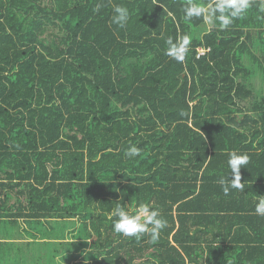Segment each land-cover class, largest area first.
<instances>
[{"label": "trees", "instance_id": "16d2710c", "mask_svg": "<svg viewBox=\"0 0 264 264\" xmlns=\"http://www.w3.org/2000/svg\"><path fill=\"white\" fill-rule=\"evenodd\" d=\"M188 3L0 0V224L50 245L70 221L65 264H264V0L225 29L186 21ZM184 34L181 63L165 40ZM232 151L250 160L225 195ZM117 203L167 226L116 234Z\"/></svg>", "mask_w": 264, "mask_h": 264}, {"label": "clouds", "instance_id": "9594fccd", "mask_svg": "<svg viewBox=\"0 0 264 264\" xmlns=\"http://www.w3.org/2000/svg\"><path fill=\"white\" fill-rule=\"evenodd\" d=\"M251 0H214L207 5L197 3L196 0H189L184 7V19L191 21L193 17L203 18L205 23L211 22L215 17L219 21L222 29L231 25L235 19L245 14L250 8ZM264 11V7L261 9ZM171 15V13H169ZM129 10L126 6L116 5L113 8L112 22L120 28H124L129 20ZM191 36L184 34L178 36L175 42L172 37L165 40V54L177 62H183L189 52ZM141 149L137 146H130L126 155L128 157L139 156ZM250 157L245 153L232 151L228 154L227 165L231 169L232 179L221 177L218 183L221 185L225 195L232 189L244 191V183L241 182V168L249 163ZM258 203L255 206V213L264 216V195H258ZM111 216L115 217L112 224L114 233L126 237L139 239L142 235H149L152 240H157L161 230L167 226L158 210L151 208L148 204L140 203L134 211L129 209L127 204L117 203L111 211Z\"/></svg>", "mask_w": 264, "mask_h": 264}, {"label": "rangeland", "instance_id": "374dc122", "mask_svg": "<svg viewBox=\"0 0 264 264\" xmlns=\"http://www.w3.org/2000/svg\"><path fill=\"white\" fill-rule=\"evenodd\" d=\"M208 25V24H207ZM257 80L254 81V86H257ZM56 223H54L55 226ZM71 225L70 221H67V228L64 230L63 241L52 242V244H42L37 243L36 246L33 243H36V240H30L31 237L24 232V229L30 231L31 229L27 227V224L24 221L19 220L15 225L12 224H0V246L3 244H8V242H15L19 244H29L31 242V247H29V251L26 249L20 250L16 248L7 249V246L4 248H0V264H65L64 263V254L60 253V255H56L54 252V248H57L61 251V248L57 246V243L63 248L65 242H75L70 239V235L68 234V227ZM57 228V225H56ZM6 232L12 233V237L8 239L5 238ZM8 241V242H7ZM40 242V241H39ZM25 245V246H26ZM41 253V256L40 254Z\"/></svg>", "mask_w": 264, "mask_h": 264}, {"label": "crops", "instance_id": "0c3cea01", "mask_svg": "<svg viewBox=\"0 0 264 264\" xmlns=\"http://www.w3.org/2000/svg\"><path fill=\"white\" fill-rule=\"evenodd\" d=\"M246 229V228H245ZM260 231H262L261 229H260ZM210 235V234H209ZM12 237V233H8V232H6V235H5V238L6 239H8L9 240V238H11ZM243 237H252L253 239H254V236L252 235V232H250L249 231V229H246V231H245V233H244V236ZM250 239V238H249ZM245 240H248V239H245ZM8 242V241H7ZM29 244H32L31 242H28ZM29 244H19V243H15V242H8V244L6 243V244H2L1 246H0V248H4V247H6L7 246V249H13V250H15L16 248H18V249H20V250H22V252H23V250H27V251H29L28 249H29V247H31V245H29ZM33 244H37V243H33ZM26 245V246H25ZM40 254V256H41V253H39Z\"/></svg>", "mask_w": 264, "mask_h": 264}, {"label": "built area", "instance_id": "2783aa9c", "mask_svg": "<svg viewBox=\"0 0 264 264\" xmlns=\"http://www.w3.org/2000/svg\"><path fill=\"white\" fill-rule=\"evenodd\" d=\"M200 53H202V51Z\"/></svg>", "mask_w": 264, "mask_h": 264}]
</instances>
